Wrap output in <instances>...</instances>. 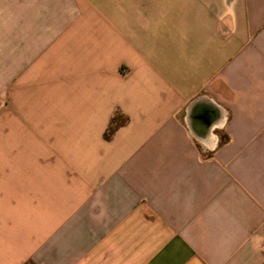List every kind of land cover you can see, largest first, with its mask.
<instances>
[{
	"label": "crops",
	"instance_id": "obj_1",
	"mask_svg": "<svg viewBox=\"0 0 264 264\" xmlns=\"http://www.w3.org/2000/svg\"><path fill=\"white\" fill-rule=\"evenodd\" d=\"M0 264H264V0H0Z\"/></svg>",
	"mask_w": 264,
	"mask_h": 264
},
{
	"label": "trees",
	"instance_id": "obj_2",
	"mask_svg": "<svg viewBox=\"0 0 264 264\" xmlns=\"http://www.w3.org/2000/svg\"><path fill=\"white\" fill-rule=\"evenodd\" d=\"M112 132H113V131H110V130H109V134H107L106 137H109V135H110Z\"/></svg>",
	"mask_w": 264,
	"mask_h": 264
}]
</instances>
